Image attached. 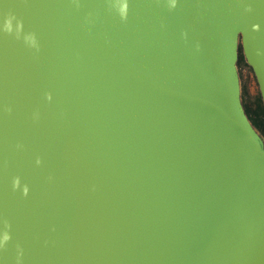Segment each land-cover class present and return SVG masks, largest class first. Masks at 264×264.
I'll use <instances>...</instances> for the list:
<instances>
[{
  "label": "water",
  "instance_id": "1",
  "mask_svg": "<svg viewBox=\"0 0 264 264\" xmlns=\"http://www.w3.org/2000/svg\"><path fill=\"white\" fill-rule=\"evenodd\" d=\"M240 50L264 105V0H0V264H264Z\"/></svg>",
  "mask_w": 264,
  "mask_h": 264
},
{
  "label": "rangeland",
  "instance_id": "2",
  "mask_svg": "<svg viewBox=\"0 0 264 264\" xmlns=\"http://www.w3.org/2000/svg\"><path fill=\"white\" fill-rule=\"evenodd\" d=\"M237 68L241 80V99L244 109L251 123L264 139V105L253 71L245 62L241 50Z\"/></svg>",
  "mask_w": 264,
  "mask_h": 264
},
{
  "label": "clouds",
  "instance_id": "3",
  "mask_svg": "<svg viewBox=\"0 0 264 264\" xmlns=\"http://www.w3.org/2000/svg\"><path fill=\"white\" fill-rule=\"evenodd\" d=\"M10 24H11V18L6 19L4 22V27L6 30L10 28Z\"/></svg>",
  "mask_w": 264,
  "mask_h": 264
}]
</instances>
